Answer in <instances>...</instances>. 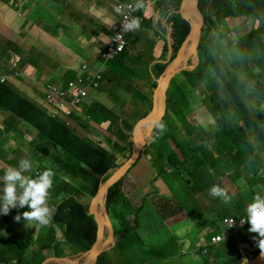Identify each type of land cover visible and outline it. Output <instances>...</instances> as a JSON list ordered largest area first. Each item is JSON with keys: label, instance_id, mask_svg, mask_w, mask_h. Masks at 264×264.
Instances as JSON below:
<instances>
[{"label": "trees", "instance_id": "16d2710c", "mask_svg": "<svg viewBox=\"0 0 264 264\" xmlns=\"http://www.w3.org/2000/svg\"><path fill=\"white\" fill-rule=\"evenodd\" d=\"M165 1L169 6L173 5L176 8H179L182 2V0ZM203 1L204 0H200L199 2L201 7L210 0H206L205 3H203ZM237 5L238 7H236L235 10L234 8L232 9L230 7H228L226 10V7L223 6L214 14L212 12L209 13L207 9L206 12L204 11L205 23L203 26V39L200 40L198 45L200 66L198 65L193 70H185L182 72L183 77L175 82V84L179 83L182 90H184L187 94L184 93V95L180 98H173L172 94H170V89L168 90V105L166 114L162 120V123L165 125V130L161 131L158 126L155 128V136L162 137L159 140L161 145L166 146L169 144L167 139L170 138L178 148H171L168 150L165 158L166 161L162 169L159 167L160 170H157L155 175L153 172L146 182H144V185L147 187L152 184V187H154L155 191H157L158 188L155 185V181L158 178L166 179L169 187L175 188L176 185H179L180 190L178 191V195L181 197V202L173 194L174 201L177 204H180V206L177 208L178 210H174V208L171 207V203L167 202L166 206L164 205L159 207L158 212L153 211L154 215L151 213L152 217L148 221V225L150 226L151 230L149 232L151 234L150 238H148V242H140V239L137 241V239L133 236H136L137 234L136 237H140V235L137 233V230L141 225L140 212L144 206H146L143 205V200L147 194L142 197V203L139 205L137 204L134 211L130 210V212H128L126 207H129L131 199L129 196L125 195L122 178L118 180L109 188L106 194V205L111 216L114 215L112 214L113 212H121V214L119 217L120 220L118 222L113 221L116 243L114 245L110 244V247H108L102 254L105 263V254L110 257L113 253L112 249H116L117 246L122 248L119 251H123L127 249V247H133L134 245H131L130 242L134 240L137 241L138 244L141 243L145 245V248L151 249L147 253L154 255L153 259L155 260L152 262V264H176L175 260L185 259L187 254H177L175 256L178 257L174 259V254L167 253L166 251L169 250L163 247L161 244L162 240L166 243L168 241V235H166L164 232L165 227L163 221L167 216H176L178 213L182 211L184 212V209L187 208V201L186 198H184L186 191V187L184 185L187 183H185L187 180L185 173L190 175L189 180L195 181V185L191 187V190L193 191L190 195L195 193L199 194V188L203 182L206 185L205 193L210 200V203L204 207L206 217L202 212L199 213V209L197 210L199 214L194 210H188L187 216L190 221L197 224V227L210 229L209 231L211 232H209L206 236L207 241L211 236L221 231V222L225 217L239 218L246 215V203L251 201L255 193L260 192L261 194H264V156H262L260 152V154L254 152L255 147H257V136H261L263 142V145L258 146V148H264V124L259 126L255 122V119H249L250 125L252 127L253 138H242L241 136L237 135V130L235 129L237 126L236 119L239 120L241 112L244 110H251V108L249 109L248 107L250 106L249 101L246 99L249 97V95L254 94L255 89H252L249 83L253 84V86L261 85V87H263L264 80L256 79L257 81H255V78L253 77V71L250 72L247 68H244L241 65L242 59L240 60V57H234V60L237 62V64L231 65L228 63L226 69L215 56L212 46H210V44H212L210 41V35L213 31V27L215 25L221 24L225 17L227 18L232 16L233 18H241L242 20L240 22L246 19L250 23L252 18L250 19L248 16H253L255 20L262 23V27H252L249 30L252 31L254 38H258V41H256L257 48L252 49V54H255L256 50H260L264 55V41L259 37L261 32L264 33V0H246V2L245 0H240V3H237ZM156 9L159 13L156 16V21H164L166 28H169L171 36L177 40L178 44H182L190 30L189 21L183 18L182 14L177 10L166 14L165 10L159 6V4H156ZM225 11L226 15H221ZM142 12L143 11L140 10L137 12V14H142ZM162 13H165L166 15ZM146 21L141 23L144 33L142 32L135 37L130 35V43L136 42L141 44L142 40L147 34H149L148 31L144 29L146 27ZM249 31L248 33L245 32L248 41ZM222 36L223 34L218 35L215 42L219 43ZM227 40L230 42V39ZM10 44L12 45V43ZM178 46H175V50H177ZM222 47H225L224 43H222ZM238 51L239 50L237 47V50L232 54L235 56ZM138 52V54L145 53V51H143V49L140 47L138 48ZM126 54L127 49L122 54L120 53L117 55L115 58L107 59V67L110 68L107 69V75L105 70L101 71L100 78L106 80L109 79L111 75L115 73L116 67H121L123 65L126 56L128 55ZM175 56L176 53L173 54L172 57L166 62L158 63L159 61H156L152 65L151 75L155 78L151 83L152 87L156 86V80L166 68L168 61L173 59ZM134 58L137 64L142 63L144 65L146 64V66L149 65L148 60H146L142 55H136ZM258 67H263L262 61L258 62ZM209 68L212 74H214L212 77L210 71H208ZM142 70L144 73L146 72L145 69ZM84 75L85 73L83 76ZM242 77L245 78L247 83L243 82ZM207 80L212 83L214 93L211 96V100L214 102L209 105L207 110V113H209L212 118H208L211 128L209 132L206 133V130L203 129L202 126L192 124L190 121L189 116L187 115V111L189 110L187 107L189 105H186L185 111L182 109L185 96L189 93H192V88L198 84L208 85ZM84 82L88 84L87 76L85 77ZM55 83L56 82H53V84ZM116 83L118 85L117 80ZM63 87L66 89L67 84L64 83ZM124 88L129 89L131 93H133L138 99L143 96V93L135 85H125ZM112 94H115V91H110V95ZM259 95L264 98V89H260ZM145 98L151 97L146 95ZM255 101H259V99ZM97 105H99V108H96ZM0 107L12 110L14 115H16L19 119L31 124L38 130L40 142L37 143L38 147L36 146V149L39 153L42 155H48L52 152H55L53 149L61 147L64 155H71V158L76 160L77 166L75 164L71 165L69 160H67L64 155L62 156L60 154L52 153L54 160L56 156L64 171L71 175L70 177L72 178L73 182H75L80 187L82 184H86V191L90 195H94L97 192L100 185L112 174L111 170H114L122 164H118V156L123 155L128 157L127 151L129 152L132 149L134 138L133 135H130L125 138V140H122V144L125 145L124 148L117 147L120 141L119 138L118 143L114 142L112 145L114 148L113 153L117 155L111 156L109 151H107L105 148L96 145L97 142L94 143V141H88L87 138L76 133L68 126L66 121L52 118L35 103L29 101L25 95L22 93L19 94L16 90L11 89L10 85L6 83H0ZM89 110H91L89 112L91 116L90 118L94 119L97 123L100 121L104 122L114 119L115 111L113 109H108V106H105L100 101H96L93 106L89 108ZM174 113L177 114V117L173 118L174 121H170V125H168L166 123V117H170V115H174ZM113 124H115V122ZM125 124V129H130L132 131L134 125L128 123V121H126ZM159 124L160 123H158V125ZM210 125H207V127H210ZM85 126H89V124L85 123ZM185 134H187L186 137L184 136ZM47 142H49V144H47ZM208 142L211 143V145H208ZM38 159H40L41 164H44L40 156ZM143 159H146L144 153L140 154L138 160L132 166L129 172L133 168L138 167ZM147 163L149 164L148 170L152 172L150 164L152 165V169H154V167L156 168V164H152L148 160ZM167 166H172L175 169L168 171ZM235 167L236 169L243 168L244 170L252 169L254 173L250 177L251 190L246 191L242 190L243 187H239V189L242 190L240 194L231 196V202L227 204L224 203L220 198H214L210 196L209 189L213 185L221 186L222 184L220 179L224 176L231 175L232 169ZM52 168L54 169L53 165L46 169L52 170ZM239 178H244L245 181L247 180V177L243 175H240ZM218 182H220L221 185L218 184ZM141 183L142 182L139 181V184ZM61 190L64 191V194L60 196ZM175 192H177V189L174 191V193ZM248 192L250 193L249 195L247 194ZM56 194L59 196L57 199L55 198V200L52 202L48 200L49 206L53 209V215L50 222L44 226H41L38 223H33V227L26 232L23 240L19 242V251L17 250L16 254L17 264H28V260L25 258V255L27 248L33 243L32 239L35 229H39L42 233L43 229H50V233L53 235V233L55 234L60 228L61 237L52 238L51 235L46 239L45 236H43L44 239L41 240V244L37 246L39 250H36L32 255H30L29 262L31 264H33V262H35V260L38 258L39 253L46 249H52L54 256L59 257L65 250L63 245H65V247H72L74 251H85L90 249L95 242L98 230L97 221L95 220L94 216L88 212L84 202L78 200L75 188L73 187L72 191L61 188ZM195 204L199 206L197 201ZM25 208L27 209V206H25L24 209ZM125 213H130L134 216L133 227L126 223ZM6 226L7 222L5 218L2 220V226L0 227L4 228ZM255 235V233L247 231H241L233 235L232 238L228 240L229 243H231L228 245L230 248L226 255L219 253L217 249L216 251L213 250V246L210 247L214 252L213 254L203 255L202 247L198 246V250H196L194 253L195 260L192 262L190 261V264H242L245 260H250L253 258V256L258 255L261 252L258 248L254 250V247L257 246L253 239ZM128 237V243L130 246H124L123 240L127 239ZM199 239L200 238L191 240L192 248L197 247V245L194 243ZM6 241L7 238L0 234V242ZM118 242L121 243V245L118 244L115 246ZM181 243L183 247L186 245L184 241H181ZM244 244L246 246L244 247L243 251H239L240 246ZM6 247V245L4 247H0V259L3 261L7 260L4 253V249ZM10 251L16 253V249L14 247H10L8 250H5L7 253ZM164 253L168 254L167 258L163 257ZM241 253H244V256H242ZM133 255L136 257L137 252L133 251ZM143 257H145V255ZM100 258L101 256H99V259ZM43 261L44 258L36 264H41ZM5 263L6 262H4V264ZM149 263L150 262H148V264Z\"/></svg>", "mask_w": 264, "mask_h": 264}, {"label": "rangeland", "instance_id": "374dc122", "mask_svg": "<svg viewBox=\"0 0 264 264\" xmlns=\"http://www.w3.org/2000/svg\"><path fill=\"white\" fill-rule=\"evenodd\" d=\"M50 1L52 0H43V3L46 7L50 5ZM56 1V0H55ZM206 0L203 1V3H205ZM57 2V1H56ZM246 2V0H245ZM221 4L220 8L225 6V7H229L230 5L233 7H238L237 3H240V0H217V4ZM31 4H33V2H31ZM117 4V1H116ZM115 4V6H116ZM100 9L99 12L102 14H105L104 10H101V8L103 7L102 5H99ZM203 12L206 11V9L208 10V12H212L213 14L216 13L219 9H216V4L213 0L207 1L205 5H203L202 7ZM41 8H38V10H40ZM250 19H254L253 16H248ZM248 18V19H249ZM251 19V22L249 23L246 19H244L242 22H240L242 19L241 18H233L232 16L229 17H225L224 21L222 22V24L220 25H215L213 27V31L210 35V41L212 44H210V46H212V49L215 53V56L218 58V60L220 61V63L227 69V64L232 61V57L231 54L233 52L236 51V46L242 44L243 49L245 50L248 49L249 47L254 49L257 48L256 47V41H258V38L253 36L252 31H249L252 26L254 21ZM255 20V19H254ZM55 22V21H53ZM81 30L77 31L78 35H79V40L81 39H85L86 38L89 40V44L91 45H96V47L98 46V49H102L104 48L103 45H100V36H98V30L95 26H92V31L88 32L86 30V28H83L81 25ZM112 31V30H111ZM111 31L106 35L105 39L107 41L108 38H110L112 36ZM249 31V41L247 40L246 37V33H248ZM143 32V28L142 26H140L139 30L135 31V32H130L129 34L132 35L133 37H135L136 35L140 34ZM101 33V31L99 32V34ZM144 33V32H143ZM94 34H97L95 38L96 44L92 41V37ZM110 34V35H109ZM223 34V36L220 38L221 41L219 43L215 42L216 41V37H218V35ZM109 35V36H108ZM259 37L261 38V40L263 39L264 41V33L261 32L259 34ZM203 39V36L201 37V40ZM227 39H230L231 43H229V41ZM152 43V35L151 37H145L141 44H138L136 42H132L131 43V47H137V48H141L143 49V51H145L147 54L150 52V49L148 48ZM222 43L225 44V47H221ZM47 44V43H46ZM83 44L84 43H80L77 45V53H81V51L83 50ZM61 45L58 44H54V46L52 47V51H47L48 54H54L55 52V48L59 47ZM130 46L128 47L127 50V54L130 51ZM49 47V45H48ZM48 49V48H47ZM243 50V53H244ZM68 52L71 53V57L75 56V54L71 51V50H66ZM18 53H20L18 51ZM169 49L167 51V55H169ZM1 56L3 57V59H5L7 62H10L11 56L6 52H1L0 51ZM126 54V55H127ZM156 55L159 54V51L155 52ZM125 55V56H126ZM193 55V53L191 54ZM190 56V55H189ZM34 61H40V59L38 58V56L36 54H33L31 56ZM264 55L263 52L260 50H256L255 54H251L249 55L248 51L245 52L244 56H240V60L242 59V65L244 68H247L250 72L254 71V73L256 74H262V68L258 67V62L262 61V63H264V59H263ZM65 59V57H63ZM190 58V57H189ZM53 59V58H52ZM56 60V59H54ZM78 62L80 63V61L82 60V57H78ZM87 61H94L96 65L102 66L101 69H103V66L107 67V63L104 64L103 61H100L96 58V57H89L86 58ZM196 61V57L192 56L191 57V62L190 64H193ZM77 61H75V63H78ZM64 63H71L70 61H66ZM140 66H143L144 64L140 63ZM95 66V65H93ZM138 69L137 67H133L131 65V63H128L127 65H125L124 67L121 68L120 72H119V76H118V84L120 86V88H116L113 89L116 93L117 96L122 95L121 98V104L120 105H125L127 107H130V110H128L127 112H123L122 108L120 105L114 108V111L120 115H122L125 118L124 123L122 124V126L115 128L113 126L110 127V129L108 130V132H106V129H104L103 127H98L95 128L93 127V129L90 131V133L88 135H86L83 129H79L78 134L81 135L82 137H86V138H100L98 139V141L102 144V148H105L107 151H109L110 155H117L115 153H113L112 150L109 149L108 145L105 144V142L108 140V138H117L120 137V140H125V138H127L128 136L131 135L132 131L130 129H125L123 126H125V122L128 121V123L130 124H135L137 122V120L139 118H141L144 114H146V112L150 109H152V104H153V100L152 101H148V103L146 101H144L143 99H134L130 94L131 91L127 88H124L125 85H131L133 80L135 78H139L138 81L139 82H144L145 86L150 88V78H148V74L147 72L144 74V80L141 79V76L143 74H137L134 71ZM142 69H147L146 64L144 65ZM100 74V72L98 73ZM97 74H94V76ZM107 75V73H106ZM183 77V73H178L175 76L174 81H178ZM76 79V77L74 78ZM110 79H112L114 81L115 76L111 75ZM261 79V78H260ZM259 79V80H260ZM152 80V77H151ZM243 82L247 83L245 78L242 77ZM264 80V79H263ZM255 81H257L255 79ZM208 82V81H207ZM8 85H10L8 83ZM47 85V84H46ZM11 89H14V86L10 85ZM84 87H88L86 85H84ZM108 87H112L111 85H109ZM107 88H105L103 90V92L108 96H110V101L113 104V100L117 99V97L115 96V94L110 95V90ZM252 87H254L255 92L253 95L249 96L246 100L249 101V109L251 108V110L248 111H243L240 114L239 120H237V126H236V132L237 135L241 136L242 138H253L252 135V127L250 125V121L249 119L252 120L255 119V122L261 126L264 124V98H262L261 95H259L260 93V89H264V86L261 87V85H255ZM122 88V89H121ZM151 89H153V87H151ZM173 89V84L171 85V91ZM192 93H189L188 95L185 96V101H183V111L186 110V105H189L187 107V109H189L187 111V115L189 116L190 121L192 122V124H197L203 127V129L206 130V133L209 132L211 125L208 122V118H210L211 116L209 115V113H207L208 107L210 104H212L214 101L211 100V96L214 93L213 91V87L212 84L208 82V85H202V84H198L196 86H194ZM175 91L177 93L178 96L182 95V92L179 89L175 88ZM91 93V92H90ZM90 98V97H89ZM259 99V101H255ZM204 105V106H203ZM107 106V105H106ZM115 113L114 115V119L115 121V125L118 122L119 116ZM11 118H9L10 122L13 123V125H15V127L13 128V136L14 138H2L1 142H0V150L4 149V144H10L13 143L14 141H16L15 143V148L17 149V151L13 154V159L15 162H19L20 159L22 158H27L30 157V152L32 153V157L34 159L37 160V162H33V175L36 171H43V170H39L36 169L37 166L40 167V159H38V157H41V160L46 163V164H53L54 169L52 168V170L54 171L55 175L53 177V185L51 187V189L49 190L50 195L48 200L50 202L54 201L55 198L57 199L59 196L58 194H56L61 188H65L68 189V191H72L73 187L75 188V191L77 193V198L79 201H83L85 203L90 204L92 198L91 197H85L84 198V194L87 193L86 191V184H82L81 187L79 185H77L75 182H73L72 178L70 177L71 175L68 172H65L64 169L61 167V165L59 164L56 156H55V160L53 157V154H60L62 155V151H60L61 149H59L58 152H52L48 155H42L41 153L38 152V150L36 149L35 146H37V143L40 142L39 139V134H38V130L32 126L29 125L27 122H25L22 119H19L17 116L15 115H11ZM177 117V115L175 116V118ZM212 118V117H211ZM62 120V119H61ZM102 121L96 123L99 124ZM105 125V124H104ZM207 125H210V127H207ZM78 126H80V124H78ZM90 127V125H89ZM27 130H30L27 132ZM103 130L104 134L101 133V131ZM26 132V133H24ZM113 135H112V133ZM24 133V135H23ZM194 134V132H193ZM185 137L187 136V134L184 135ZM124 138V139H123ZM169 141V144H167L166 146L161 145V143L158 140V137L154 136L152 137V140L144 147V149L142 150L141 153H144L146 159L152 163V164H156V168L154 167L155 170H160L162 169V167L165 164V158L167 155V149L169 148V146L171 144L176 145L171 139H167ZM250 140V139H249ZM98 142V143H99ZM251 142V141H250ZM30 143L31 146L29 147V153L26 151H23L24 144ZM209 143V142H208ZM3 144V147H2ZM28 144V145H30ZM47 144H49V142H47ZM208 145H211V143H209ZM263 142L261 139V136H257L256 138V146L254 152L258 153V154H262V156H264V148H258V146H262ZM27 146V145H26ZM255 146V145H254ZM38 147V146H37ZM178 147L176 146V149ZM32 149H35L37 152H33ZM260 152V153H259ZM39 153V154H38ZM63 156V155H62ZM64 157L69 160L70 164H71V155L69 154H65ZM31 158V157H30ZM143 159L140 164L138 165V167L133 168L130 172H128L123 178V190L125 192V195L129 196V198L131 199L130 205L129 207H126V209H128V212L134 211L136 204L138 201L139 204L142 203V197L140 198V194L142 193V195H145L147 192L151 191V193L145 197L144 204L146 205L144 206V208L142 209V211L140 212V222L141 225L139 226V229L137 230V233L140 235H145L149 233V230L146 228V225H148V221L151 219V217L148 216V212L149 211H153L154 208L156 207H161V206H166L167 202L171 203V207L177 208L179 206V204H177L174 201V197L173 194L175 195V197L181 202V197L178 195V191L180 190V186L176 185V187L172 188V187H168L169 190L168 191H162L161 188H158L157 191H155V189H151L152 188V184H150V186L145 187L144 182H146V180L149 178V176L152 174L151 171L148 170L149 164L147 163V160ZM264 159V158H263ZM128 159L125 156H118V164L120 163H124L126 162ZM14 166H18V163H15ZM160 167V169H159ZM150 168L152 170V165L150 164ZM113 171V170H111ZM241 172H244L245 175L247 176V185L244 187V189L246 191L251 190L249 184H250V177L253 175V171L252 169L249 170H244V169H236L233 168L231 175H227V178L230 179L231 181H237L241 175ZM216 174V173H214ZM185 175L187 176V173H185ZM218 179V177H217ZM165 183H167L166 179H162ZM139 181H141L142 183L139 184ZM225 181H227V179L225 178ZM168 184V183H167ZM218 184H220V182H218ZM221 185V184H220ZM177 189V192L174 193V191ZM64 191L60 194L63 195ZM248 195L250 194L249 192L247 193ZM153 196H156V198L152 199ZM91 198V200H90ZM184 198L187 199V197L184 194ZM202 200V198H197L196 201L199 203ZM132 203V204H131ZM138 204V205H139ZM161 204V205H160ZM187 204L189 206H192L191 209H194V202H187ZM159 205V206H158ZM196 209H199V213H203V215L206 217V212L204 211V208L199 207L197 205H195ZM15 216L18 213H23L24 211L28 210V209H24V208H15ZM125 212V211H122ZM198 213V212H197ZM198 213V214H199ZM112 214H114L112 216V219L117 222L120 217L121 212L119 213H115L113 212ZM8 217L10 216L9 214L7 215ZM94 216V215H93ZM11 218V217H10ZM3 219H5L4 217L0 218V221H2ZM125 220L126 223L129 224L131 227L134 226V220H133V215H131L130 213L126 214L125 213ZM21 221H23V218L17 222L14 218L12 221L11 218V223L9 224L8 227H4L1 228L0 227V234H2L4 237L7 238L6 242H0V246L4 247L5 245L7 246L4 249V253H5V258L7 259L5 262V264H17V250L19 251V247L18 245L20 244L19 242L22 240V237H25L26 232L28 230H30V228L33 227V223H29V222H24V225L21 224ZM177 225H175L176 223H178ZM172 223V227L170 228V230H166L164 228V232L166 235H168V241L167 243L164 242L163 243L165 245H167L168 250H170L168 253L174 254V259H176L175 255H181L182 254V250L183 248H187V245H185L184 247L182 246L181 241H184L186 243L187 239H196V238H200L197 242H195L194 244L196 245H202L203 243H205L206 236L209 233V228L203 229V228H199L197 227V224L193 223L192 221H184V218L181 217H176V219ZM182 227H184V231H182ZM177 229L180 231V233L177 232ZM37 234H40L41 237L45 236V238L47 239L48 237H50L52 235V233H50V229H43V233L37 232ZM35 234L33 236V243L31 244L30 247L27 248L26 250V255L25 258L28 260V264H31L29 262L30 259V255H32L36 250L38 251L39 248H37V246L40 244L38 235ZM171 234V236H170ZM199 234V235H198ZM179 236V241L175 240L176 236ZM55 234L53 233L52 237H54ZM133 236V235H131ZM137 236V234H136ZM136 236H133L134 238L137 239V241H139ZM148 236H150V234H148ZM170 237H172V242H170ZM44 238V237H43ZM128 239L123 240L124 241V246H130L134 245L137 246L139 245L140 247H135V248H130L127 247V249L121 251V257L120 260L117 257V251L121 250L122 248H120L119 246H117L118 244L121 245V243H117L115 246H117L116 249H112L113 250V254L110 257H113V261L116 264H148V262H150L149 264H152V262L155 260L153 259L154 255L147 253L148 251H150L151 249L145 248V245L143 244H136L138 243L137 241H131L130 244L128 243ZM116 243V242H115ZM114 243V244H115ZM231 243V242H230ZM229 241H224L218 245L213 246V250L217 249L219 251V253L226 255L230 246ZM112 244V245H114ZM10 247H14L16 249V253L14 252H5V250H8ZM17 247V248H16ZM66 250H68V246L65 247L63 246ZM1 249V248H0ZM133 251L137 252L136 257L133 255ZM240 251V248H239ZM242 252V251H241ZM147 253V254H146ZM180 253V254H179ZM165 255L168 256L167 253H164ZM211 254H213L212 250H211ZM145 255V257H143ZM242 256H244V253H241ZM156 256V255H155ZM52 250H47V252L44 250L43 252L39 253L38 258L35 260V262H33V264L38 263L39 261H41L43 258L45 260H48L50 258H52ZM45 260V261H46ZM193 260H195V258L193 256H191L190 254H187L185 256V259H177L175 260L176 264H190ZM3 260L0 259V263ZM191 261V262H190ZM44 262V261H43ZM42 262V263H43ZM4 264V263H3ZM98 264H106L105 260L103 259L102 255L101 258L98 260Z\"/></svg>", "mask_w": 264, "mask_h": 264}, {"label": "crops", "instance_id": "0c3cea01", "mask_svg": "<svg viewBox=\"0 0 264 264\" xmlns=\"http://www.w3.org/2000/svg\"><path fill=\"white\" fill-rule=\"evenodd\" d=\"M57 1V2H56ZM52 0L50 1V5L46 7L43 3V0H0V51L1 52H7L10 56V62H7L0 54V74L7 73L10 77L9 84L14 86V90L20 91V94L26 96V98L31 101L32 103H35L39 108L43 109L49 116L51 114L49 113V109L51 107V102H48L41 92V87L43 86L44 82L47 81L49 83H60L64 84L67 83L69 80L72 81L76 75H78L80 71V66L82 63H88L89 66L93 65V61H87L86 58L89 57H96L99 49L96 45L89 44V40L86 38L79 40V35L77 31L81 30L80 25L83 28H86L88 32L92 31V26H95L98 30V36H100V41L106 40V35L110 32V29H113L117 21L119 19V14L115 11V4L117 0ZM33 2V4H31ZM99 5H102L103 7L101 10H104L105 14H102L99 12ZM38 8H41L37 11ZM148 13V11H147ZM158 10L154 9L151 11V15H153V20L151 18H146V27L145 30L148 31L149 34L146 35L151 37L152 35V44L149 46L150 52L147 54L146 52L142 55L146 60H148V64H153L155 60L159 57L164 56L162 54L163 48L165 45V42L167 41V37L165 35L166 33V25L164 21H156V16L158 15ZM164 14V13H162ZM165 15V14H164ZM55 21V22H53ZM101 33L99 34V32ZM97 34H94L92 37V41L96 44L95 38ZM106 42V41H105ZM104 42V43H105ZM12 43V45L10 44ZM47 43V44H46ZM83 44V50L81 53H77V45ZM54 44L61 45L57 48H55L54 54H48L47 51H52V47ZM49 45V47H48ZM101 45V44H100ZM48 48V49H47ZM71 50L75 56L71 57V53L66 51ZM18 51L20 53H18ZM159 51V54L156 55L155 52ZM138 48L133 47L132 51L129 56L125 59V62L123 65H127L128 63H131L133 67H137L134 72L137 74H143L141 76V79L144 80L145 73L139 64L135 62V56L141 55L138 54ZM33 54H36L40 61H34V59L31 57ZM65 57V59L63 58ZM78 57H82V60L80 63L78 62ZM53 58V59H52ZM56 59V60H54ZM66 61H70L71 63H64ZM77 61L78 63H75ZM116 67L115 73L112 74L115 76L114 81L112 79H108L109 82L106 83L105 88H107L109 85L112 87H108L110 91L113 89H116L117 87L120 88L119 84L117 85L116 80L118 79L119 72L122 67ZM110 67H106V73L107 69ZM119 71H118V70ZM147 74L149 77V67L147 66ZM139 78H135L132 82V85H135L143 94L147 95L149 88L145 86L144 82H139ZM122 89V88H121ZM104 89L100 91V93L96 94L97 100L103 103L105 106H108V109L114 110L115 107L119 106L121 104V98L122 95L117 96L115 93V96L117 99L113 100V104L110 101V96L107 97V95L103 92ZM114 91V90H113ZM89 101V98H88ZM147 101V100H146ZM93 104L85 103L81 106H78L74 112L71 113L69 116L62 115L60 117H57V119H62V121H66L68 126L74 130L76 133L79 132V129H83L86 135L90 133V131L98 127H103L106 129V132L110 129L111 126L118 128L122 126V124L125 121V118L123 116H120L118 119L117 124H113L116 120L111 119V123L109 120L101 122L100 125L96 124L97 122L94 119H91L89 112V107H91ZM121 107L123 105H120ZM96 108H99V105L96 106ZM123 110V112H127L130 110V107H127L124 105L123 108H120ZM128 109V110H127ZM93 110V108H92ZM0 114L4 116L1 111ZM8 119V115L4 116ZM54 118L53 116H51ZM9 118H11L9 116ZM85 123H88L89 126H85ZM29 124V123H28ZM80 124V126H78ZM105 124V125H104ZM11 125L13 123L11 122ZM31 125V124H29ZM125 128V126H123ZM30 130H27V132ZM26 133V132H24ZM101 133L104 134L103 131ZM112 133V132H111ZM113 135V133H112ZM13 134L9 131L2 132L0 130V142L2 138H12ZM86 138V137H85ZM88 141H94L96 139L100 138H87ZM115 138H108V140L105 142L106 145H108L110 150H114L112 147V144L114 142ZM15 143L10 144H4V149L0 150V176H3L4 169H6L8 166H14L15 162L13 159V155L11 153H15L17 149L15 148ZM30 143L24 144L23 151H26L29 153V147L28 145ZM27 145V146H26ZM3 147V144H2ZM32 147V146H31ZM36 147V146H35ZM61 149L62 155H64V152L61 147L57 149H53V151H58ZM33 152H37L35 149H32ZM31 157V158H30ZM30 159L32 162H37L36 159L32 157V153L30 152ZM75 164L77 166L76 160L71 158V165ZM46 163L41 164L40 167L37 166L36 169H46L50 168L53 164ZM187 180L185 181V196L187 197V202H194L193 206L194 209H191L192 206H189L187 204V208L184 209V212L178 213L176 216L173 217H166V219L163 221L165 231L170 230V228L173 226L172 223L176 217H183L184 221L189 220L187 216V211L191 209L196 211L198 209L195 208V202L197 198H202V200L199 202V207L204 208L205 206L210 203V200L208 196L206 195V185L203 182L199 188V194L195 193L193 195H190L193 190H191V187L195 185V181L189 180L190 175L187 174ZM225 178L227 181H225ZM221 186L225 188L230 196H236L237 194H240L242 190H245L244 187L247 185V180L245 181L244 178H239L237 181H231L227 178V176H224L220 179ZM189 183V184H188ZM157 187L161 188L162 191L169 190L168 186L162 182L157 181ZM239 187H243V189H239ZM246 193V191H245ZM61 194V192H60ZM84 198L91 197L92 195L85 193ZM90 198V200H91ZM156 198V196H153L152 199ZM140 201L137 202L139 204ZM216 203V202H214ZM87 209L89 204L85 203ZM136 204V205H137ZM248 203H246L245 207ZM161 205V204H160ZM159 206V205H158ZM176 206V205H175ZM174 208V210H178L177 208ZM159 208H154L153 211L158 212ZM172 210V209H171ZM15 211L14 209H11L8 213L10 216L0 214V218L4 217L6 218L7 226L11 223V218L13 221V218L15 217ZM153 211L148 212V216H151V213L153 214ZM168 211V210H166ZM190 212V211H189ZM154 215V214H153ZM11 217V218H10ZM114 221V220H113ZM119 221V220H118ZM117 221V222H118ZM190 221V220H189ZM21 224H24V220L21 221ZM179 224L176 223L175 225ZM0 226H2V221H0ZM146 228L150 230V226L146 225ZM182 231H184V227H182ZM37 232H40L39 229L34 230V235L37 234ZM177 232L180 233V231L177 229ZM211 232V231H209ZM151 234V233H148ZM148 234L141 235L138 237L140 239V242H148ZM40 244L41 240L44 238L41 237L40 234H37ZM171 236V234H170ZM61 237V229L55 233V236L52 238H60ZM24 237H22L23 240ZM175 240L179 241V236L177 235L175 237ZM170 242H172V237H170ZM138 244V243H136ZM162 246L167 247L162 241ZM187 248H183L182 254H190L194 257L195 251L198 249L197 245L196 248H192L191 246V240L187 239L186 243ZM190 245V246H189ZM65 246V245H63ZM161 246V248H162ZM2 247V246H0ZM140 247L139 245L133 246L130 248ZM257 248V246L255 247ZM254 248V250H255ZM48 249L45 251L47 252ZM52 250V249H49ZM170 251V250H169ZM169 251H166L167 253ZM216 251V249H215ZM80 251H74L72 247L68 246V250H64L62 255L70 256L71 258H78V255ZM52 250V255H53ZM113 254V253H112ZM54 256V255H53ZM112 256V255H111ZM117 257H120V254H117ZM163 257L167 258V255H163ZM104 258L106 259L107 264H115L113 261V257H109L105 254ZM120 260V259H119Z\"/></svg>", "mask_w": 264, "mask_h": 264}, {"label": "clouds", "instance_id": "9594fccd", "mask_svg": "<svg viewBox=\"0 0 264 264\" xmlns=\"http://www.w3.org/2000/svg\"><path fill=\"white\" fill-rule=\"evenodd\" d=\"M188 1H189V3L186 2V0H182L180 7L179 8H176L173 5H170L169 6L165 0H152L151 2H149L147 4V6L145 4H143V0H137V3L135 5V8H136V10H139L140 9L143 12H142V14H137L136 13L135 16H132V17L125 16L124 19H123V21L121 22V31L122 32H125L126 44H125L124 49L120 53L122 54L126 49L128 50V47L131 45V43L129 41V36H130L129 33L130 32H135V31L139 30V28L141 26V23L144 22L146 20V18H151L153 20V15H151V11L154 10V9H156V4H159V6H161L165 10V13L166 14H169L172 11L174 12V10H177V11H179L182 14L181 11H182L183 7H186L187 10H188V12H189V14L193 18H195L196 17L195 13L197 14V10L194 7L195 5H193L192 7H190L189 4L190 3L192 4V0H188ZM213 1L216 4V9H219L220 6H221V4L220 3L217 4V0H213ZM199 2H200V0H197L196 5L198 6V9L200 11V14L202 15L203 20H204L205 19V14H204V12H203V10H202ZM229 7L232 8V9L234 8V10L236 8V7H233L231 5ZM227 8L228 7H226V10H227ZM115 11L119 14V13H121V8L120 7H117L115 9ZM147 11H148V13H147ZM221 15H226V11L223 12ZM183 18H184V16H183ZM189 19L191 20L190 16H189ZM216 21L218 22L217 19H216ZM253 21H254V23H253V26L252 27H254V28L255 27L256 28H261L262 27V23L260 21H257V20H254V19H253ZM118 22H119V19L117 21L116 26L113 29H110V31L112 30L111 33H110V34H112V36L117 32V30L119 28ZM204 23H205V20H204ZM190 26H191V24H190ZM189 32H190V30H189ZM165 35L167 37V41L165 42V45H164V48H163V52H162V54H164V56L157 58L155 60V62L156 61H159L158 63L166 62L175 53H176V56L173 59H171L170 61H168V64H167L166 68L161 73V75L159 76V78L156 80V86H154L153 89H151V87H152L151 83H152V81L155 78L151 75V67H152V65L155 62L153 64H151V65L149 64L150 66L147 65L149 67V69H150V71H149L150 88H149V91H148L147 95H149L151 98H145V96H146L145 94H143V96L140 98V99H143L144 101L147 100L146 101L147 103H148V101H152L153 100V104H154V92H155V89L158 87V81L165 74L166 69L172 64V62L175 60V58L177 57V55L181 52L180 50H181L182 44H184V42H185V40H184V42H182V44H178L177 40L174 39L173 36H171V34L169 32V28H166ZM202 36H203V30H202V33H201V37ZM201 37H200V40H201ZM110 38H108L107 41L106 40L100 41L101 42V45H103L104 48L100 49L99 52H98V54H97V56H96V58L98 60L100 58V61H103L104 64L107 62V60H105L103 58V55L102 54H103V52L104 53L107 52V46H108V42H109ZM229 43L232 44L231 42H229ZM175 46H178L177 50H175ZM235 46H236V50H237V47H238V50L239 51L235 54V56L233 54H231V57L233 59L232 61L229 62L231 65L237 64V62L234 60V57L244 56V54H245L246 51H248L249 55L252 54V48H250V47L248 49L245 48V50H244L243 47H242V44H240V45L235 44ZM132 49H133V47L130 46V51L128 52V54H130V52L132 51ZM168 49H169V52H170L169 55L166 54L167 51H168ZM243 50H244V53H243ZM141 55H143V54H141ZM128 56L129 55H127L126 58ZM192 56L190 55L189 56L190 58L188 57L187 60H186V62H184V61L180 62V66H183L184 64H187V67L186 68H183V69H180V70H177L175 72V74L172 76V78L170 80V84H169L168 89H167V98H168V90L169 89H170V94H172L173 98H180V97H182L184 95V93H186L184 90H182L181 85L179 83H176L175 84V81L173 79H175V76L178 73H182L185 70H193V69H195L200 64V56L198 54V48H197V55H195L196 61L193 64H190L191 57ZM115 57L116 56H114L113 58H115ZM93 65H95V66H93ZM93 65L90 66V69L91 70L100 69V71H99L100 73H101V71L106 70V67L105 66H103V69H101L102 66L99 67V65H96L94 61H93ZM208 71H210L211 77H212V75H214V74H212L210 68L208 69ZM262 71H264V63H263ZM253 74H254L253 77L255 79H260V78H261L260 80H263L264 79V72H263V75H262L260 73L259 74H256L253 71ZM2 76H5L6 77L5 81L1 80ZM151 77H152V80H151ZM9 80H10V77H9V75L7 73L0 74V83H6V84H8ZM105 80L106 79L99 78L98 79V85L95 86V87L92 86L91 84H88V85H91L92 87L91 86H88L89 92H88V96L86 97L87 98L86 99V102L87 103H89L91 105V104H94L96 102V100H97L96 94L100 93V91L102 89H105L106 83L109 82L108 79H107L106 80V83H105ZM69 81L67 83H65V84H67V86H68ZM207 81L209 83H211L209 80H207ZM46 84H53V83H49V82L45 81L43 85H46ZM58 84H60V83H55L53 85H58ZM172 84H173V89L171 91V85ZM60 85H62V87H63V84H60ZM249 85L251 86L252 89H254V87H252V84L251 83H249ZM175 88L176 89H179L182 92V95L181 96H178L177 95V93L175 91ZM66 90H67V87H66ZM17 92L20 94V91H17ZM41 92L43 93L42 90H41ZM130 95L134 99H138L133 93L130 94ZM43 96L45 97L44 93H43ZM249 96H251V95H249ZM88 98H89V101H88ZM85 103H83V104H85ZM153 104H152V109H153ZM167 105H168V102H167ZM91 107H89V108H91ZM123 107H124V105L122 106V108ZM152 109L151 110H148L146 112V114H144L141 118H139L137 120V122L135 124H133L134 126H133V129H132L131 135H133L134 128H135V131L137 130V126H138V123L140 122V120L143 119L144 117H146L152 111ZM166 110H167V107H166ZM0 111H1V113L4 116L5 115H8V119H7V118H5L4 116H2L0 114V130L2 132L9 131V132H11L13 134V131L12 130L15 127V125H11V122L9 120V116L14 115L13 111L12 110H9V109H4L2 107H0ZM116 114L119 117L122 116V115H120L118 113H116ZM165 114H166V111H165V113L161 117H159V118L156 119V121H155V123H154V125L152 127L151 133H150L151 136L148 135L150 137L147 139L146 145L152 140V137L155 136L154 133L156 132L155 131V128L157 126L159 127V129L161 131H164L165 130V125L162 123V120H163V117H164ZM176 115L177 114L174 113V115L171 114L170 117L169 116L166 117V123L168 125H170V121H174L173 118H175ZM54 118H56V117H54ZM158 123H160V124L158 125ZM146 128H147V126L143 128L144 137H146V133H145ZM23 135H24V133H23ZM13 138H14V136H13ZM119 138L120 137L115 138L114 142H117L118 143ZM161 138L162 137H158V140H160ZM168 139H170V138H168ZM14 142H16V141H14ZM96 142H97L96 145H98V146H101L102 145L98 141V139L94 140V143H96ZM114 142H113V144H114ZM117 147H121V148H124L125 147V145L122 144V140L119 141ZM171 148L176 149V145L171 144L169 146V148L167 149V152ZM132 152H133V145H132V149L129 152L127 151V153H128L127 159L130 157V155L132 154ZM140 154H142V153H140ZM117 168H115L114 170H116ZM174 169L175 168L172 167V166H167V170L168 171L174 170ZM114 170L112 171V173L114 172ZM129 170H128V172H129ZM156 171L157 170L152 169V173L154 172V175L156 174ZM32 173H33V162L30 159H27V158L20 159L19 162H18V166H8L6 169H4L3 176H0V214L7 215L10 212L11 209L24 208L25 206H27V209L28 210L24 211L22 214L21 213H18L14 217V219L17 222H19L23 218L24 222L38 223L39 225L44 226V225H47L50 222V220L52 218V215H53V209L49 206L48 197H49V190L51 189V187L53 185V177H54L55 174H54L53 170H51V169H45L43 171H36L34 173V175ZM241 175L247 177L244 172H241ZM162 179L163 178H158L155 181L156 187H157V181L164 182ZM165 184L168 186L167 183H165ZM249 186H250V184H249ZM151 189H154V187H152ZM166 191H168V190H166ZM60 192L62 193L63 190H61ZM150 193H151V191L147 192L146 193L147 194L146 196H148ZM140 195H141L140 198L144 196V195H142V193ZM209 195L212 196V197H214V198H220V199H222L223 202L226 203V204L227 203H230L231 202V199H232V197L229 195L228 191L225 188H223V187H221L219 185H213L209 189ZM109 214H110V212H109ZM245 214H246V218L241 219V225H243L245 222H247V223L250 224V227H249V229L243 230V231H247V232H251V233H255L256 234L253 237V239H254V241L257 244V248L260 249V251H261L259 254H262V256H263L264 255V194H261L260 192H257V193L254 194V196L252 197L251 201L247 204V206L245 208ZM110 217L112 218L111 214H110ZM112 225H113V219H112ZM219 233H216V234H219ZM232 236L230 238H232ZM211 237L209 238L208 241L206 240L205 243H203L201 245L202 251H203V255L211 254V250H212L210 248L211 246L218 245V244H220V243H222V242L227 241V240L230 239V238H228V239H226V240H224V241H222V242H220L218 244L211 245L210 244ZM245 246H246L245 244L244 245H241L240 246V250L243 251V249H244ZM108 247H110V245ZM257 248H255V250ZM205 250H207V252H205ZM87 251H88V253L86 255H83V253H85ZM104 251H102L99 254V256H101ZM212 252H213V250H212ZM79 253L80 254L78 255V258H76V257L71 258L70 256H65V255H61L59 257L58 256H53L52 258H50L48 260H46V258H45L46 261L44 260V263H47V264H90L91 254H89V249L88 250H85V251H80ZM116 253L117 254H120V257H121V251H117ZM259 254L256 255V256H253L252 259L245 260V261H248V262L254 264V261L256 260L257 256H259ZM99 256L97 258L96 264H98ZM120 257H119V259H120ZM4 262L5 261L1 262V264H3Z\"/></svg>", "mask_w": 264, "mask_h": 264}, {"label": "water", "instance_id": "95a60500", "mask_svg": "<svg viewBox=\"0 0 264 264\" xmlns=\"http://www.w3.org/2000/svg\"><path fill=\"white\" fill-rule=\"evenodd\" d=\"M186 2L189 3L188 0H186ZM196 2L197 0H192V4H189L190 7L195 5L194 7L197 10V14L195 13V18L189 14L186 7H183L181 11L184 18H186L191 24L190 32L186 36L184 44H182L180 50L181 52L177 55L172 64L166 69L165 74L158 81V87L154 92V104L152 111L146 117L140 120L137 130L135 131V128L133 130L134 138L132 154L126 162L114 170V172L101 184L88 206V212L94 215V218L98 224L96 240L89 249V254H91L90 264H96L99 254L107 249L110 244H114L116 242L112 218L110 217L106 205V194L109 188L118 180H120L137 161L141 151L146 145L147 139L151 136L150 133L156 119L165 113L167 107V89L170 84V80L177 70L187 67V64L180 66V62H186L187 58L192 53L193 56L197 55V48L204 26V20L200 14L198 6L196 5ZM189 16L191 20L189 19ZM146 126V137L150 135L147 138L144 137L143 132V128ZM87 253L88 251L83 253V255H86ZM42 264L47 263L43 262ZM242 264L252 263L244 261ZM254 264H264V255L262 256V254H259V256H257L256 260L254 261Z\"/></svg>", "mask_w": 264, "mask_h": 264}, {"label": "built area", "instance_id": "2783aa9c", "mask_svg": "<svg viewBox=\"0 0 264 264\" xmlns=\"http://www.w3.org/2000/svg\"><path fill=\"white\" fill-rule=\"evenodd\" d=\"M152 0H143V4L147 6ZM137 0H117V7L121 8V13H119V28L117 32L110 38L107 46V52H103V58L105 60L117 56L125 47V32L121 31V22L125 16L132 17L140 10H136L135 5ZM80 71L76 75V79L69 81L67 90L62 87V85H53L47 84L41 87L45 95V99L48 102H51V107L49 113L53 117H60L62 115L69 116L72 112L83 103L86 102V97L88 96L89 89L86 86H97L98 80L100 78L99 71L100 69L91 70L88 63H82L80 66ZM85 75L83 76V74ZM94 74H97L94 76ZM87 76L88 85L84 82L85 77ZM6 77L2 76L1 80L5 81ZM91 86V87H92ZM74 109V110H73ZM246 218L245 216L236 218V217H225L221 222V231L219 234H215L211 237L210 244H218L232 235L237 234L240 231L247 230L250 227V224L245 222L241 225V219ZM207 252V250H205Z\"/></svg>", "mask_w": 264, "mask_h": 264}]
</instances>
